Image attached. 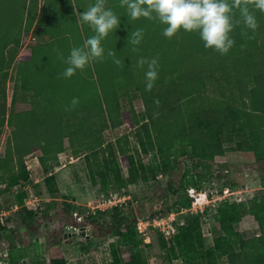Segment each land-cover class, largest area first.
Returning <instances> with one entry per match:
<instances>
[{
	"label": "trees",
	"instance_id": "trees-1",
	"mask_svg": "<svg viewBox=\"0 0 264 264\" xmlns=\"http://www.w3.org/2000/svg\"><path fill=\"white\" fill-rule=\"evenodd\" d=\"M54 1L58 3L55 4ZM58 4L59 0H44L40 10L39 0H0V75L12 63L17 53L13 51L11 55H8V49L12 46H20L25 29H31L36 22L42 26L39 30H34L37 35L43 38L49 37L35 44L32 52L22 57L19 65L20 85L22 89L31 93L32 108L8 113L6 89L2 88L0 92V129L6 125L12 127L11 134L7 138L5 153L0 156V184L5 183L7 187L13 188L27 180L30 177V171L25 157L41 149L42 166L48 172L45 178L47 188L52 195L59 194L57 176L51 170L58 168L59 155L67 150L66 138L69 139L70 146L76 153H79L80 149H92L90 153L87 152V159L93 173L97 172L104 177L113 171L119 175L122 171L119 161L106 152L103 153L105 150L100 148L99 139L102 138L101 132L104 129L126 122H132L142 129L137 132L141 151L145 155H150L152 151L156 152L155 155L154 152L152 154V158L155 159L152 167L156 170L160 168V162L164 161L165 166L170 162L172 155L179 156L181 153L188 155L187 157L193 162L191 166L196 172L200 171L201 166L205 171L210 172L211 160L225 151L223 133L232 131L240 123L249 127V135L247 140L241 143V147L253 149L259 157H264V36L263 39H259L255 35L256 32L253 34L251 30H247L249 36L254 35V39H246L241 35V27L237 26L231 34L235 45L226 55H221L213 49L205 48L196 32L181 30L177 36L168 39L162 35L164 27H160L159 30L158 25L156 30L161 36L162 45L170 41L178 42L180 37V41L184 42L183 45L194 44L195 48L193 52L182 54V70H185L182 79L176 77L178 66H167L164 70L162 67L158 68V79L152 90L148 92L144 88L141 91L146 105V112L142 115L136 111L131 113L132 110L123 109L121 97V100L118 97L115 104L108 99L106 105L102 102L99 90L94 89L95 73L91 61L83 71H76L84 82L82 89L77 90V81L74 76L68 79L62 76L67 65L60 58V54L67 58L71 48L77 46L71 43L69 48H64V41L59 37L54 38L57 33L63 34V30L58 29L53 23L54 20L62 21V16L60 15L57 19L58 13L50 15L47 10L49 5L57 9ZM255 15L264 35V13L255 11ZM65 36L69 37L68 32ZM83 43L82 38L78 44L82 46ZM242 44L249 46L243 50ZM163 50L166 51L165 48ZM28 58L32 59L28 60ZM167 63L164 61V65ZM230 78L234 79L232 84L235 81L241 92L242 101L238 102L239 104L216 102L211 95H207L214 91V87L215 90L219 89L223 92L225 86L227 88L230 85ZM54 82H57V85L53 84ZM73 82L76 85L75 88ZM52 84L55 86L54 93L49 92ZM63 88L65 89L62 90ZM140 88L142 87L139 86ZM233 89L231 85V90ZM124 91L126 93V90ZM60 92L66 93L69 100H72L77 92L85 96L81 113L78 114L71 108L69 102L63 105L64 100ZM90 94L92 95L89 96ZM156 99H159V107L154 104ZM95 144L99 145L93 149ZM123 151L125 158L131 161L133 157L127 150ZM159 156H163L162 161L159 160ZM163 175L168 176L169 172ZM194 183L191 186L202 189V186ZM29 195V192L25 191L18 193L19 199L16 204L20 205V210L12 214L14 217H20L23 210L27 211L26 218L30 220L38 214L35 210L37 208L26 204ZM169 196H166L164 200L167 201ZM191 201L189 196L184 199L177 198L167 212L177 207L180 209V204L187 208L191 205ZM237 205L223 201L219 205L217 212L222 220H218L215 227L220 232L224 231V234H219L217 238V241L222 244L216 248L217 252L211 248L209 252L203 254V246L198 244V240L201 239L198 237L199 234L201 236V226L196 227L198 223L181 224L178 226L175 237L172 240L164 238L161 246L169 253V256L181 257L185 264H219L217 260L215 261V257L207 256L211 254L223 256L228 253L231 264H264V200L256 198L249 202H239V207ZM162 208L161 205L146 213L153 217L160 213ZM114 209H116L114 216L116 218L111 227L116 230L127 228L129 234L125 235V241L133 243L135 239L133 231L137 223L134 214L119 212V207ZM0 211H2L1 205ZM107 211L97 210L89 214L87 218L88 222L98 227V232L101 224L97 215L99 212ZM200 214L194 217L201 218ZM245 214L255 215L263 230L260 235L242 238L236 232L233 225ZM222 215L229 218H224ZM10 220L11 217L6 216L3 224H0V238L14 229ZM74 222L76 225V221ZM87 238L88 242L93 240L91 231ZM237 243L238 249L235 247ZM137 246L139 247V243ZM168 246L169 249L165 250ZM113 252V256H116L114 261H116L119 259V254L115 249ZM22 255V253L13 255L11 252L10 264H28L26 260L19 263ZM219 255L216 257H221ZM131 258L126 264H149V261L141 254ZM47 264L70 263L63 248L56 245L51 248Z\"/></svg>",
	"mask_w": 264,
	"mask_h": 264
},
{
	"label": "rangeland",
	"instance_id": "rangeland-1",
	"mask_svg": "<svg viewBox=\"0 0 264 264\" xmlns=\"http://www.w3.org/2000/svg\"><path fill=\"white\" fill-rule=\"evenodd\" d=\"M94 2L95 0H59L57 9L52 7L54 5H49L47 11L50 15L58 13L57 19L60 15L62 16V21L54 20L53 23L58 29L63 30V34L57 33L54 38H61L65 43L64 48H69L71 43H75L77 47H80L78 43L82 38L85 41L94 35L87 24L79 21L80 12H83ZM39 3L41 10L44 0H39ZM53 3L57 4L58 1ZM119 3L120 0H106V7L111 8L119 16L120 26L114 32H110L107 38L102 41L106 58L103 61H91L95 73L96 85L94 89L99 90L101 100L103 103L105 102V105L107 99L115 104L118 97L119 99L121 97L123 109L132 110L131 113L140 110L143 115V112H146V105L141 91L145 88V82L143 81L147 64L141 68L137 66V61L141 57L149 60L158 57L159 68L162 67L164 70L167 66H178L176 77L182 79L183 73H185V70H182V54L193 52L195 45H183L184 42L180 41V37H178V42L170 41L166 45H162L161 36L156 29H158V25L159 30L160 27H165V25L146 18L131 20L127 15L126 8L120 7ZM40 28L42 26L35 22L31 29L23 31L20 46H12L8 49V55H11L13 51L17 52L12 63L0 75V92L2 88L6 89L8 113L32 108L31 93L22 89L20 85L19 65L22 57L32 52L35 44L44 39H49L48 36L43 38L37 35L35 31ZM138 28L144 29V35L141 43L136 46L138 51L133 52V45L128 43V37L132 31ZM66 32H68L69 37L65 36ZM177 35L178 33L175 36ZM255 35L259 39H263L264 36L260 28L256 30ZM248 46V44H242L241 48L244 50ZM109 49L115 51L116 56L121 59L124 65L122 69L113 63L111 57H107ZM30 59L32 58H28V60ZM164 61L168 63L164 65ZM78 75V73L73 75L77 81V87L74 82L73 85L74 88L80 90L84 82ZM212 77L214 78V76ZM229 80L230 85L227 88L225 86L223 92L219 89L215 90L213 86L214 91L207 95H211V98L216 102L240 103L242 97L239 87L235 81L232 84L234 79L230 78ZM53 84L57 85V82ZM53 84L49 92H53L55 87ZM70 85L72 84L70 83ZM231 85H233V90H231ZM139 86L143 89H139ZM124 90H126V93ZM130 90L132 91L130 92ZM60 93L64 100L62 104L69 102L70 105L72 100L67 98L66 93ZM89 96H87V99L90 98ZM75 97H78L80 102L73 109L79 114L86 97L79 92ZM82 100L83 102H81ZM207 102L211 101L207 100ZM137 113L139 114V112ZM138 130L142 129L132 124V122H126L109 126L101 132L100 148L105 150L103 153L106 152L109 156L117 159L122 169L119 175L110 171L104 177L97 172L93 173L88 165L87 152L90 153L92 149L84 148L76 153L70 146L69 139L66 138L67 150L59 155L58 168L51 170L55 172L60 188V193L56 196L50 193L45 182L48 172L42 166L41 149L28 154L25 160L30 171V177L13 188L7 187L5 183L0 184L1 209L7 211V216L11 217L10 221L13 228H15V231H12L13 234H10L12 233L10 232L8 236H2L0 246L6 243L10 248L18 246V243H20L21 248L27 251L26 262L28 264H39L41 260L48 263L51 248L56 245L63 248L70 264H112L117 261L116 264H126L130 262L131 257L137 254L145 257L149 264H185L181 257L169 256V253L164 251L161 244L164 238L172 240L178 233V226L187 222L194 225L198 223L196 227L201 226V236L198 235L201 239L198 240V244H201V247L203 246V254L209 252L211 248L217 252L218 245H222L217 241V238H219V234H224V231L220 232L215 227L218 220H222L217 212L220 203L222 201L229 204L236 203L239 207V202H249L256 198L264 200V157H259L253 149L241 147V143L247 140L249 127L240 123L232 131L229 132L228 130V132L223 133L222 139L225 151L211 160L210 172L205 171L203 166L199 167L200 171L196 172L191 166L193 162L187 157L188 155L181 153L179 156L172 155L170 162L165 166L164 161H162L163 156H159V160L162 162H160V168L156 170L152 167L155 160L152 158V154L154 152L155 155L156 152L152 151L150 155H145L141 151L137 135ZM11 131L12 127L9 125L0 129V156L5 153L7 138ZM98 145L95 144L93 149ZM122 149L127 150L128 154L133 157L131 161L125 158ZM167 172H169V175L164 176L163 174ZM194 182L202 186V189L199 190L208 192L209 198L212 200L211 203L205 213L200 214L201 218L194 217L196 214H193L189 208L182 204H180V209H172L175 210L172 218L176 222L177 230L168 236L169 238L165 237V232L160 226L167 227L170 218L158 221L156 225L152 223L153 217L146 212L162 205L163 208L160 213L164 216L168 215L172 211L167 212L169 206L175 203L177 198L184 199L188 196L191 198L187 188L194 185ZM226 186L231 188L228 194L223 192V188ZM21 191L29 192L30 195L35 193L39 197V201L31 205L37 206L35 210L38 211V214L32 217L31 220L26 218L27 211L24 210L21 211L22 215L20 217L12 215L20 210V205L16 203L19 199L18 193ZM112 193L131 195L130 201L120 208L119 212H132L134 214L137 223L133 231L135 236L133 243L125 241V235L129 234L127 228L116 230L111 227L116 218L114 217L116 209L98 213L97 218L101 224L99 232L97 226L87 221L89 214L93 212V208L100 204L102 196H108ZM223 194L227 195L225 199H221ZM166 196H169L167 201L164 200ZM77 214L85 215L86 219H78ZM224 218L228 219L229 217L224 216ZM74 221H76V225H74ZM87 222L88 229L92 232L93 237V240L89 242L87 235L80 233L82 225H87ZM1 223L3 224L0 221ZM233 226L242 238H252L263 232L254 214H245ZM67 232H77V236L75 238L66 237L65 233ZM137 243H139V247ZM235 247L239 248L238 243ZM114 249L119 254V259L116 261H114L116 256H113ZM167 249H169V246L165 250ZM138 250H140L139 253ZM14 253L22 252L14 251ZM218 255L211 254L207 257H215V261L217 260L219 264H231L229 253L223 256L219 255L221 257L217 258Z\"/></svg>",
	"mask_w": 264,
	"mask_h": 264
},
{
	"label": "clouds",
	"instance_id": "clouds-1",
	"mask_svg": "<svg viewBox=\"0 0 264 264\" xmlns=\"http://www.w3.org/2000/svg\"><path fill=\"white\" fill-rule=\"evenodd\" d=\"M119 6L126 8L131 20L146 18L165 25L162 35L168 39L181 30L196 32L205 48L221 55H226L235 45L231 34L237 26L241 27L244 38L254 39V35L249 36L247 30L254 34L259 28L255 11L264 13V0H120ZM79 21L87 24L94 35L87 38L82 46L72 47L67 58L60 54L67 65L62 73L66 79L75 75L77 70L83 71L90 61H103L106 57L102 41L120 26L119 16L106 7V0H95L80 12ZM143 35L142 28L129 34L128 43L133 45V52L138 51L136 46L141 43ZM107 57H111L121 69L124 67L115 51L109 49ZM145 64V91L150 92L158 79V57L150 60L141 57L137 61V66L141 68ZM79 102L78 97H73L71 108H75ZM159 103V99L154 101L157 107Z\"/></svg>",
	"mask_w": 264,
	"mask_h": 264
},
{
	"label": "built area",
	"instance_id": "built-area-1",
	"mask_svg": "<svg viewBox=\"0 0 264 264\" xmlns=\"http://www.w3.org/2000/svg\"><path fill=\"white\" fill-rule=\"evenodd\" d=\"M189 191V195L191 196V205L187 208H189V210L193 213V214H198V213H205L207 207L209 206V204L211 203V199L209 198V194L206 190H199L194 186H191L188 188ZM231 191V188L229 186H226L223 188V192L224 194H228ZM222 196L221 199H225L227 197V195ZM129 199H131V195L130 194H123L120 195L119 193H112L108 196L103 195L101 200H100V204H98L97 206H95V208H93V212L95 213L97 212V210H103V211H107L110 209H114L115 207H119L122 208L125 206V204H127L129 202ZM39 201V197L37 195H35V193H31L30 196L27 197L26 199V204L28 206H31L33 204H36V202ZM36 208L35 206H31ZM178 209V207L176 208V210ZM175 214V210H172L168 215H163L162 213H158L155 216H153V222L158 223V221H162L165 219H169L170 221H168V225L167 227H161L160 228L165 232V237L169 238L168 236H170L171 234L175 233L177 230V226L176 222H174L175 220H173V215ZM8 215L7 211L2 210L0 211V221L4 222L5 217ZM77 218L82 220L83 218H85V215L81 214H77ZM149 217V216H148ZM148 219V218H147ZM163 223V222H162ZM157 225V224H156ZM84 227V228H83ZM80 231H82L85 235H90V230L88 229V224L87 225H82ZM1 241V240H0ZM1 248V253H0V264H10V257H11V252H10V248L7 246L6 243L2 244L0 246Z\"/></svg>",
	"mask_w": 264,
	"mask_h": 264
},
{
	"label": "crops",
	"instance_id": "crops-1",
	"mask_svg": "<svg viewBox=\"0 0 264 264\" xmlns=\"http://www.w3.org/2000/svg\"><path fill=\"white\" fill-rule=\"evenodd\" d=\"M137 112H139L140 113V110H136ZM15 231V228L14 229H12V230H10L7 234H5V235H3V236H8L9 235V233L10 232H12V231ZM10 234H13V232L12 233H10ZM29 236V235H28ZM2 239V237L0 238V240ZM5 240V239H4ZM16 247H20V248H16ZM22 246H21V244L20 243H18V246H15V247H10V249H11V252H13V255H16L15 253H14V251H16V252H18V251H20V252H22V256L20 257L21 259H19V263H21L22 261H25V260H27V255H26V250L24 249V248H21ZM16 248V249H15ZM18 250V251H17ZM47 261H42L41 260V263H39V264H47L46 263Z\"/></svg>",
	"mask_w": 264,
	"mask_h": 264
},
{
	"label": "water",
	"instance_id": "water-1",
	"mask_svg": "<svg viewBox=\"0 0 264 264\" xmlns=\"http://www.w3.org/2000/svg\"><path fill=\"white\" fill-rule=\"evenodd\" d=\"M84 228V227H83ZM82 231H80V233H81ZM83 233V232H82ZM65 236L66 237H76L77 236V232H67V233H65ZM88 237H89V235H88Z\"/></svg>",
	"mask_w": 264,
	"mask_h": 264
}]
</instances>
